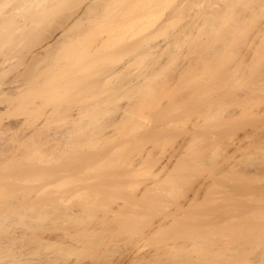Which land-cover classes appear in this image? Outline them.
<instances>
[{"label": "rangeland", "instance_id": "obj_1", "mask_svg": "<svg viewBox=\"0 0 264 264\" xmlns=\"http://www.w3.org/2000/svg\"><path fill=\"white\" fill-rule=\"evenodd\" d=\"M240 3L0 0V264L264 263V71L212 69Z\"/></svg>", "mask_w": 264, "mask_h": 264}, {"label": "bare ground", "instance_id": "obj_2", "mask_svg": "<svg viewBox=\"0 0 264 264\" xmlns=\"http://www.w3.org/2000/svg\"><path fill=\"white\" fill-rule=\"evenodd\" d=\"M8 1V0H7ZM242 0H237V3L239 2H241ZM10 2V1H9ZM41 3V2H40ZM5 4V3H4ZM7 4H8V2H7ZM10 4V3H9ZM8 4V5H9ZM28 4V3H27ZM33 4V3H32ZM31 4V5H32ZM43 4V3H42ZM41 4V5H42ZM241 4V3H240ZM29 5V4H28ZM36 6H38V4L36 5ZM36 6H34V7H36ZM21 7V6H20ZM30 7V6H29ZM42 7V6H41ZM44 7V6H43ZM42 7V8H43ZM5 8V7H4ZM22 8H24V7H22ZM33 8V7H32ZM40 8V7H39ZM36 9V8H35ZM19 10H21V9H19ZM22 10H24V9H22ZM27 10V9H26ZM37 10H39V9H37ZM25 11V10H24ZM30 11V10H29ZM35 11V10H34ZM20 12V11H19ZM26 12V11H25ZM24 13V12H23ZM35 13V12H34ZM22 14V13H21ZM3 23V22H2ZM1 23V24H2ZM4 24V23H3ZM109 39V38H108ZM108 39H106V40H108ZM264 40V25L262 26V27H260L259 28V30H258V32L256 33V35H255V37H254V39H253V42H252V44H251V46L248 48V50H247V52L246 53H243L242 55H239V57H237L236 56V59H235V57H233V58H229V59H231L232 61H233V65L232 66H229L228 64H227V61L226 62H222V63H220L218 66H213V71L214 72H218V73H220V74H224V73H227L228 71H232V72H239L240 74H242V75H245V74H256L257 72H259V71H264V55H261V54H259L258 52H257V47H258V45H259V43L261 42V41H263ZM107 42V41H106ZM205 60V59H204ZM211 69V70H212ZM250 86H246V90H245V92H247V87L249 88V91L248 92H250V94H251V99L253 98L254 100H255V96H257V98L259 97V95L262 93V94H264V75H263V78L261 79H259V80H255V81H252L250 84H249ZM93 86H95V84L93 83ZM142 85H140L139 87L140 88H143L144 86H146V85H143V87H141ZM138 87V88H139ZM147 87V86H146ZM148 88V87H147ZM258 91V92H257ZM244 92V93H245ZM256 92L259 94H256ZM260 92V93H259ZM3 93V92H2ZM1 93V94H2ZM235 95V94H234ZM241 96L242 94H238L237 96ZM243 95H245V94H243ZM254 95V96H253ZM236 96V95H235ZM234 96V97H235ZM250 96V95H249ZM261 97L263 98V96L261 95ZM2 98V97H1ZM237 98V97H236ZM250 98V97H249ZM256 98V99H257ZM3 99V98H2ZM252 99V100H253ZM264 99V98H263ZM256 101V100H255ZM257 101H259V100H257ZM0 103H2V100H1V102ZM258 103V102H257ZM6 106H8L7 104H6ZM7 108V107H6ZM5 108V109H6ZM80 108V107H79ZM79 108H78V110H79ZM4 109V110H5ZM9 109V108H8ZM8 109H6V110H8ZM2 110V109H1ZM0 110V111H1ZM3 110V111H4ZM75 110H77V109H75ZM77 110V111H78ZM9 111V110H8ZM8 111H4V112H8ZM84 111L83 110V108H82V110H79L78 112H77V118L78 117H80V115L82 114V112ZM3 112V113H4ZM1 114H3L2 112H0ZM5 113V114H6ZM8 114V113H7ZM74 114H75V112H74ZM73 115V114H72ZM0 116H3V115H0ZM75 115H73V116H71L72 118L74 117ZM235 116H236V114H235ZM257 116L258 117H264V109L262 108V111L260 110V112H257ZM229 117H234L233 115H231V116H229ZM228 117V118H229ZM4 118V117H3ZM75 118V117H74ZM74 118H73V120H74ZM77 118H75L76 120H77ZM1 120V119H0ZM75 120V121H76ZM1 122V121H0ZM3 122V121H2ZM5 123V122H4ZM8 125V124H7ZM10 127V126H9ZM1 128H4V127H1ZM5 129V128H4ZM3 130V129H2ZM11 130V129H10ZM5 132H7L6 131V129L4 130ZM4 131L2 132L1 130H0V132L1 133H4ZM232 146H233V150H226L228 153H235V152H238V151H240L242 148H243V144L241 143V140H238L236 143H233L232 144ZM253 187V186H252ZM256 187H253V189H255ZM258 189H255V190H257L256 192V194H254V193H252V195L254 194L255 196H259V195H263L264 196V185H262L260 188L259 187H257ZM238 188H236L235 190H237ZM244 191H245V189H243ZM240 191V190H239ZM238 191V192H239ZM241 191H242V189H241ZM240 191V192H241ZM246 191H248V192H252V191H254V190H252V188L250 189L249 188V186H247V188H246ZM245 191V192H246ZM245 192H243L244 194L243 195H245ZM158 198V199H157ZM157 198H155V200H153V202L155 203V201H156V204H162V202H163V199H161V198H159V196L157 197ZM161 199V200H160ZM160 201V203H158L159 201ZM162 201V202H161ZM239 254L237 253V256H238ZM235 256V255H234ZM233 256V257H234ZM235 258V257H234ZM262 262V261H261ZM262 264H264V263H262Z\"/></svg>", "mask_w": 264, "mask_h": 264}]
</instances>
